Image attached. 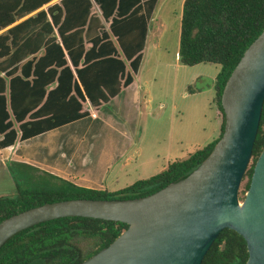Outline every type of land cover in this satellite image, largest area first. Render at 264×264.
I'll use <instances>...</instances> for the list:
<instances>
[{"label":"trees","instance_id":"trees-1","mask_svg":"<svg viewBox=\"0 0 264 264\" xmlns=\"http://www.w3.org/2000/svg\"><path fill=\"white\" fill-rule=\"evenodd\" d=\"M51 1L0 0V31L3 30L0 32V148L16 139L11 119L19 122V137L25 139L84 117L88 114L82 110L86 99L94 106L107 102L132 81L131 75L125 76L122 82L120 79L126 60L134 72L138 68L146 23L142 17L132 16L140 0H94L104 19L111 18L110 31L123 57L104 30L90 39L91 47L85 51L84 27L87 25L89 31L91 21L97 22L90 14L91 0H61L60 5L49 6L47 11L41 9ZM263 29L264 0H183L178 60L185 66L220 65L213 99L221 113L219 136L187 157L169 163L158 173L115 191L81 187L61 178L48 179L45 175L36 180L24 172L36 186L17 187L14 197L0 196V221L47 202L145 196L187 174L210 153L221 136L223 86L245 49ZM39 50L42 54L34 62H27L32 66V77L15 75L16 65ZM72 70L85 96L73 82ZM53 81L57 82L56 86L46 91ZM71 89L74 95H70ZM27 115L30 119L23 121ZM263 147L264 100L251 160L242 178V194L249 187L255 161ZM126 227L123 222L81 216L39 222L15 233L0 247V264H79L111 243ZM247 257L243 237L224 228L201 264H245Z\"/></svg>","mask_w":264,"mask_h":264},{"label":"water","instance_id":"water-1","mask_svg":"<svg viewBox=\"0 0 264 264\" xmlns=\"http://www.w3.org/2000/svg\"><path fill=\"white\" fill-rule=\"evenodd\" d=\"M264 100V29L245 49L222 89L223 132L191 171L145 196L47 202L0 221V247L39 222L81 216L127 227L79 264H201L224 228L246 242L245 264H264V147L248 189L239 190L251 160Z\"/></svg>","mask_w":264,"mask_h":264},{"label":"crops","instance_id":"crops-1","mask_svg":"<svg viewBox=\"0 0 264 264\" xmlns=\"http://www.w3.org/2000/svg\"><path fill=\"white\" fill-rule=\"evenodd\" d=\"M60 1L52 0L41 9L47 11L49 6L60 5ZM91 4L90 14L93 18H96L97 22L91 21L89 31L87 25L84 27L85 51L91 47L90 39L99 35L101 30H104L109 34V38L120 57H123L119 43L110 31L111 18L105 20L98 4L94 0H91ZM182 4L183 0H179L180 8L175 16L178 39ZM139 16L146 23V34L143 48L139 53L138 68L134 72L130 66V61L126 60L125 70L120 78L122 82L125 76L131 75L132 81L123 86L107 102H101L99 105L94 106L86 99L82 108V110L88 112L86 116L62 123V125L25 139L19 137V122L11 119L15 123L13 128L16 130V139L14 143L0 148V156L3 159H8L12 165L20 167L21 170H27L31 175L36 174L37 177L45 175L48 179L61 178L81 187L115 191L131 184L117 186L121 180L124 181L130 175L129 173L132 170L139 169L142 171L149 168L156 161L155 158H161L165 161L169 157L168 152H194L219 136L221 113L213 101L215 94L214 83L219 69L213 74V81L210 83L205 82L209 90L206 95V104L212 112L211 130L208 137L199 136V134H196V136L183 134L180 129L174 131L171 124L163 136H158L155 128L151 127V124L159 122L161 117L154 109L164 108V104L161 102L155 106L153 104L156 99L152 86L159 76H157V73L159 74L160 72V77H162L164 84V86L162 85L159 88L169 95V99L173 101L172 107L174 111L180 114L181 109L177 107L175 103L177 99H174V97L178 95L181 99L188 100L192 96V101L193 96L196 93H200V91L190 89L188 79L182 82L179 80L180 74L186 75L188 72L184 70L185 65L179 63L178 44L174 60L160 52L161 45L167 40L166 34L169 29V19L163 13L159 0L154 2L151 0H140L132 18ZM154 21L157 24L153 28L152 23ZM97 25L100 26L98 27ZM92 28H95V30H92ZM53 30L60 42L55 26ZM153 34L155 38L151 39L150 37ZM149 47H151L152 51L147 55L146 51ZM41 54L42 51L39 50L36 55L28 56L18 63L15 75L26 76V78L30 79L32 77V66L30 68L27 62L31 60L34 62ZM146 59L148 65L143 69ZM171 62L174 63L175 68L171 66ZM71 68L73 69L72 66ZM166 69L168 77L165 76ZM173 70L174 72L172 73L171 71ZM72 73L73 82L77 83L80 91L84 94L81 82L77 79L73 70ZM202 76L199 75V77L195 78L201 80ZM56 83V81H53L46 88V91L53 89ZM74 94V89H71L70 95ZM172 114L171 118L168 119L170 123L176 119V115ZM29 119L27 115L23 121ZM147 137H151L153 141L150 142ZM148 152L158 153L151 154ZM173 161L167 160L165 164L161 165L160 171ZM111 172L112 178L109 183L108 176Z\"/></svg>","mask_w":264,"mask_h":264},{"label":"rangeland","instance_id":"rangeland-1","mask_svg":"<svg viewBox=\"0 0 264 264\" xmlns=\"http://www.w3.org/2000/svg\"><path fill=\"white\" fill-rule=\"evenodd\" d=\"M159 5H162L163 13L166 14L169 23V29L167 30V40L165 43L161 45L160 52L162 54L166 55L168 58L174 60L176 57V49L178 44V35H177V20L175 18L176 14L179 12V0H159ZM156 22L154 21L152 23L153 28L156 26ZM151 39L155 38L154 34L151 35ZM151 47H149L146 51V54L148 55L151 52ZM175 63V61H174ZM174 63L171 62V66L174 67ZM148 62L147 59L144 62L143 69L147 67ZM188 73L186 75L180 74L179 80L180 82L186 80H189V88L190 89H196L199 90L200 93H196L195 96H193V100L190 99H181L178 95L174 97V99H177V107L181 109V114L179 112L174 111L173 109V101L169 99V95L161 91L159 87H161L163 84L162 77H160L157 73V80L152 86L153 92L155 95V101L154 106L159 104L160 102L164 104L163 109H154L158 115H161L160 121L156 122L154 124H151L152 128H155L157 131L158 136H163L165 132L168 129V126L171 124L172 127L175 130H179L183 134L188 135H195L199 134V136L208 137L209 132L211 130V115L212 112L208 108L207 102V93L209 92L208 86L206 83H210L213 77V74L217 71V69H220L219 64H199L194 66H185L184 67ZM172 73L174 72L171 71ZM166 77H168V72L166 69L165 73ZM199 75H203L202 79L199 80ZM192 79V80H191ZM206 80V81H205ZM201 87V88H200ZM211 87V86H210ZM208 90V91H207ZM176 101V100H175ZM189 101V102H188ZM158 111H162L159 112ZM171 113L176 115V119L173 120V122H169V118H171ZM172 114V115H173ZM173 119V118H172ZM14 123V122H13ZM15 125V123L13 124ZM206 128V129H205ZM205 129V130H203ZM147 140L150 142L153 141L151 137H147ZM151 153V152H148ZM158 153V152H153ZM151 153V154H153ZM169 157L167 158L168 161H173L176 159H182L188 156V154L192 152H168ZM156 160V161H155ZM155 162L150 165L149 168L143 169L140 171L139 169L132 170L125 178V180H121V182L117 186L126 185L129 183H132L138 178H147L150 175L156 174L160 171L161 165L165 164L167 160H163L161 158H155ZM250 163V162H249ZM28 173L27 170H21L20 167L14 166L11 164V161L8 159H3V157L0 156V196H7V197H14L17 195V187L19 188H26V187H34L36 184L31 183L28 179L26 174ZM32 176L36 179V174H32ZM112 178V172L108 176V181L110 183ZM37 180V179H36ZM242 184L240 185L239 195L240 199H242L243 194L241 193L242 190Z\"/></svg>","mask_w":264,"mask_h":264}]
</instances>
